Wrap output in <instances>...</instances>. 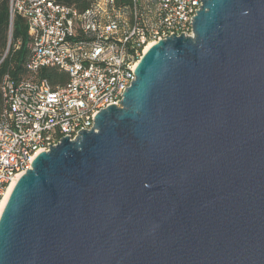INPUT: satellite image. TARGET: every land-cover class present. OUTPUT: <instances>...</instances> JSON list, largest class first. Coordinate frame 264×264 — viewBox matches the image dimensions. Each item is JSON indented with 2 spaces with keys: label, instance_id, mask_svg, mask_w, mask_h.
I'll list each match as a JSON object with an SVG mask.
<instances>
[{
  "label": "water",
  "instance_id": "95a60500",
  "mask_svg": "<svg viewBox=\"0 0 264 264\" xmlns=\"http://www.w3.org/2000/svg\"><path fill=\"white\" fill-rule=\"evenodd\" d=\"M196 12L90 130L36 154L0 264H264V0Z\"/></svg>",
  "mask_w": 264,
  "mask_h": 264
},
{
  "label": "built area",
  "instance_id": "2783aa9c",
  "mask_svg": "<svg viewBox=\"0 0 264 264\" xmlns=\"http://www.w3.org/2000/svg\"><path fill=\"white\" fill-rule=\"evenodd\" d=\"M202 0H91L79 10L52 0H8L13 18L25 19L30 78L0 81V214L3 198L40 151L90 130L95 114L118 105L134 80L148 43L173 33L192 35ZM67 75L64 84L35 79L41 67ZM50 144V146H49Z\"/></svg>",
  "mask_w": 264,
  "mask_h": 264
},
{
  "label": "trees",
  "instance_id": "16d2710c",
  "mask_svg": "<svg viewBox=\"0 0 264 264\" xmlns=\"http://www.w3.org/2000/svg\"><path fill=\"white\" fill-rule=\"evenodd\" d=\"M56 3L73 6L79 10L86 9L91 0H52ZM130 0H115L116 5H128ZM8 0H0V45L9 39L8 32ZM11 46L5 57L0 59V81L7 74L13 80L30 78L31 73L27 70L25 62L29 49L27 44L30 37L27 33L25 19L20 15H15L12 22ZM35 79H46L51 85L64 84L67 80L65 72L56 67H41L34 75Z\"/></svg>",
  "mask_w": 264,
  "mask_h": 264
},
{
  "label": "bare ground",
  "instance_id": "6f19581e",
  "mask_svg": "<svg viewBox=\"0 0 264 264\" xmlns=\"http://www.w3.org/2000/svg\"><path fill=\"white\" fill-rule=\"evenodd\" d=\"M151 44H152V43H148V44L145 46L144 51H146V50L148 49V47H149ZM15 183H16V179H13L12 182H11V183L9 184V186L7 187V190H6L5 195H4V198H3V202H2L3 205H2V206L5 205V203H6L7 199H8V196H9V194H10V192H11L13 186L15 185Z\"/></svg>",
  "mask_w": 264,
  "mask_h": 264
},
{
  "label": "rangeland",
  "instance_id": "374dc122",
  "mask_svg": "<svg viewBox=\"0 0 264 264\" xmlns=\"http://www.w3.org/2000/svg\"><path fill=\"white\" fill-rule=\"evenodd\" d=\"M11 46V37L6 40V43L4 45H0V59L5 57L7 54L8 50L10 49Z\"/></svg>",
  "mask_w": 264,
  "mask_h": 264
}]
</instances>
